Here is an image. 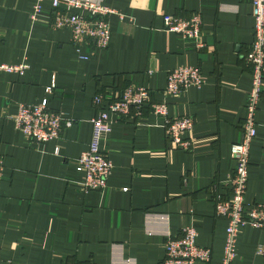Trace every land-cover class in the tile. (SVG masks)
I'll list each match as a JSON object with an SVG mask.
<instances>
[{"label":"crops","instance_id":"crops-1","mask_svg":"<svg viewBox=\"0 0 264 264\" xmlns=\"http://www.w3.org/2000/svg\"><path fill=\"white\" fill-rule=\"evenodd\" d=\"M36 1L0 0V63L28 64L23 73L0 71V264H164L167 235L188 225L212 250L210 262L196 264H220L227 220L216 216L213 199L229 193L231 145L241 137L252 86L245 60L254 38L251 0H97L124 16L110 17L107 48H83L87 59L70 29L52 25L49 0L32 22ZM193 12L202 16L201 48L164 27L165 14ZM183 65L199 67L203 84L165 95L169 71ZM130 83L149 89V103L140 117L111 116L101 144L113 164L107 187L85 191L77 158L91 139L93 97ZM45 96L74 124L37 144L13 118L20 104ZM162 101L170 116L194 118L192 149L168 140L151 110ZM256 119L245 200L264 204V88ZM260 246L264 228L243 226L234 264H264Z\"/></svg>","mask_w":264,"mask_h":264},{"label":"built area","instance_id":"built-area-1","mask_svg":"<svg viewBox=\"0 0 264 264\" xmlns=\"http://www.w3.org/2000/svg\"><path fill=\"white\" fill-rule=\"evenodd\" d=\"M37 0L30 14L35 22L42 13V2ZM52 6L51 23L57 28H68L72 31V43L80 58L87 59L82 53L84 47L105 49L111 40L110 17L119 14L114 8L97 0H49ZM254 18V38L247 53L246 63L252 68V86L248 92L245 105V118L242 133L238 141L231 145V156L235 167L226 182L229 193L216 192L214 196L215 214L227 220L226 238L223 257L220 264H234L237 257V237L245 225L264 228V204H249L245 200L248 184L250 150L253 139L257 135L258 122L256 113L264 88V0H251ZM121 18L124 16L119 14ZM167 31L181 37L192 39L197 47L204 43L202 37V16L193 12L187 17L176 14L163 16ZM28 64L0 63V71L23 73ZM152 71V70H151ZM151 71H149L151 73ZM201 70L197 66L183 65L169 71L164 94L175 96L190 86L203 84ZM55 83L46 88L51 93ZM150 91L143 84L130 83L117 94L97 92L93 97L96 114L91 119L92 134L86 150L77 158V169L83 173L80 181L85 191L102 190L107 187L113 164L102 150L101 144L105 136L112 130L114 119L135 115H143L149 103ZM152 112L164 120L165 134L176 148L190 150L194 140L187 134L194 126V118L190 115L170 116L169 104L166 101L151 103ZM15 127L30 141L40 144L60 137L61 132L74 124V120L64 112L49 106V98L45 96L36 104H20L14 118ZM59 147L55 148V152ZM4 164L0 156V178ZM198 232L193 225L185 226L178 237L168 234L165 241L164 264H196L208 263L212 258L210 247L197 243ZM264 253V247L258 248ZM89 264V263H82Z\"/></svg>","mask_w":264,"mask_h":264}]
</instances>
